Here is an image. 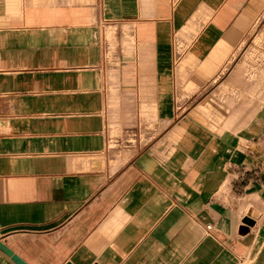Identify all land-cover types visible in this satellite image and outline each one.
<instances>
[{"label": "crops", "instance_id": "obj_1", "mask_svg": "<svg viewBox=\"0 0 264 264\" xmlns=\"http://www.w3.org/2000/svg\"><path fill=\"white\" fill-rule=\"evenodd\" d=\"M125 3L0 0V241L24 264H247L250 241L264 251L243 223L264 207V97L215 130L163 86L183 41L196 78L231 69L226 85L264 96V0Z\"/></svg>", "mask_w": 264, "mask_h": 264}, {"label": "rangeland", "instance_id": "obj_2", "mask_svg": "<svg viewBox=\"0 0 264 264\" xmlns=\"http://www.w3.org/2000/svg\"><path fill=\"white\" fill-rule=\"evenodd\" d=\"M144 1V0H143ZM125 4L122 5V8L124 11L128 10V4L127 0H125ZM106 11L108 10L109 6H105ZM124 23V22H122ZM123 40V39H122ZM172 43H175L174 40H172ZM126 46V54H124L125 57H128L134 53V47L136 45L135 38L133 37H126L124 38V42H122ZM179 46L180 52H174L172 54H169V60H168V71L167 75L170 77V80H173V84L168 86H163L165 90H170L171 93L175 95V98H181L184 99V101L179 102V104L183 103V108L185 109V114H190L191 110L194 108H200L202 110V116L199 118V120L204 124H210L212 128L215 130H221L223 127H239L241 126V121L243 117L241 116V109H242V101H244L245 106L247 107L248 104L251 107V104H254L255 106L258 103H262L264 96H240V85L239 84H232V85H226L224 82L227 80V78L230 75L231 69L224 70L223 73H218L216 76H210L207 78H196V71L198 70L197 65L199 64V58L196 54H185L183 49L185 48L183 41L177 42ZM262 43H260L261 45ZM111 46L113 44L111 43ZM112 50L113 47L110 48L109 58L110 61H113L112 56ZM261 52L263 51L262 56L264 55V48H259ZM131 52V53H129ZM134 55V54H133ZM138 55V54H137ZM264 60V57H263ZM147 66L150 64H148ZM144 64H146L144 62ZM184 64V71H180L181 65ZM122 68V74L127 76L125 71L128 68L127 64H121ZM262 75H264V69L260 70ZM236 76L238 77L237 80H239L240 72ZM155 69L153 70V77H154ZM255 71L250 73V76L254 77ZM140 87V96L141 94H145V96H158L159 90L158 86L155 84L147 85V90L142 91L141 86ZM167 88V89H166ZM177 88L179 89V96H176ZM112 89V88H111ZM164 93V91H161ZM184 95V96H182ZM245 107V108H246ZM140 108L142 109V113L144 114V109H147V112H153L154 116H143L138 117L137 119V125H148L150 127H154L156 124V121L158 118L155 116V108H156V102L153 101L149 105H144L142 102V105H140ZM151 110V111H150ZM153 110V111H152ZM192 116V115H191ZM147 121V122H146ZM253 200V198H252ZM264 210V207H262ZM263 210L261 217L257 220H253L252 224L255 226L258 222L260 223V232L264 235V217H263ZM250 218L248 216H245L243 218V223L246 225L248 224L246 219ZM252 219V218H250ZM258 221V222H257ZM250 230V228H248ZM243 233L245 230H242ZM255 234V233H254ZM262 241L253 243V240L249 242L248 244V256L245 258L246 263L250 264L252 260H256L257 254H261L264 252L261 249V243ZM259 251V252H258ZM254 260V261H255Z\"/></svg>", "mask_w": 264, "mask_h": 264}, {"label": "water", "instance_id": "obj_3", "mask_svg": "<svg viewBox=\"0 0 264 264\" xmlns=\"http://www.w3.org/2000/svg\"><path fill=\"white\" fill-rule=\"evenodd\" d=\"M248 224H252V219L247 218L246 219ZM0 249L2 251H4L5 253H7L8 255L12 256L19 264H24L20 258L14 253V251L4 242L0 241ZM70 264V263H69Z\"/></svg>", "mask_w": 264, "mask_h": 264}, {"label": "built area", "instance_id": "obj_4", "mask_svg": "<svg viewBox=\"0 0 264 264\" xmlns=\"http://www.w3.org/2000/svg\"><path fill=\"white\" fill-rule=\"evenodd\" d=\"M208 227L211 228V225H209Z\"/></svg>", "mask_w": 264, "mask_h": 264}]
</instances>
